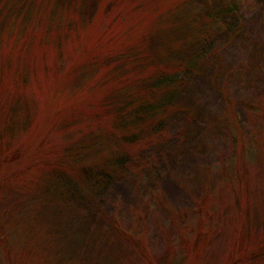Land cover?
<instances>
[{"label": "trees", "instance_id": "obj_1", "mask_svg": "<svg viewBox=\"0 0 264 264\" xmlns=\"http://www.w3.org/2000/svg\"><path fill=\"white\" fill-rule=\"evenodd\" d=\"M117 1L113 6L111 0H101L95 26L106 20L102 35L90 48L82 49L80 59L71 60L70 76L88 63L96 67L94 81L85 87L82 97L55 110L48 143L46 139L37 150L42 154L48 147V159L14 175H0V264H57L53 243L65 240L78 223H84L90 233L95 230L97 239L118 255L121 264H201V257L221 235L218 216L222 212L206 198L189 209L170 212L161 208L156 218L149 215L150 206L155 209L161 202L163 154H144L166 141L167 114L176 108L188 78L216 51L215 32L235 23L240 0H198L204 3L196 8L195 17L188 12L181 15L195 0ZM145 5L146 13L142 10ZM81 24L85 29L88 26ZM200 24L206 28L196 30ZM125 25L129 26L126 30L122 29ZM185 26L188 31L194 28L187 36L185 33L171 46H154L159 30ZM84 28L70 25L53 34L48 49L57 51L56 70L64 60L63 46L77 43L87 33ZM137 30L141 32L137 34ZM20 52L12 47L0 58L3 71L22 77L21 82L14 78L12 87L0 90V169L11 172L18 168L17 158L10 157L12 151L35 124V103L22 93L30 73L26 68L19 72L24 67ZM260 100L247 101L246 117L237 119L231 135L234 155L226 168L227 185L248 197L252 193L245 179L246 166L253 165L261 154L255 133L259 123H264ZM54 134L63 137L62 141L55 142ZM129 177L135 178V189L148 202L138 215L114 218L106 212L105 202L113 186ZM47 208L48 226L44 227L40 217ZM235 251L226 264L240 261ZM240 252L250 264L259 263L264 239L257 249L247 247Z\"/></svg>", "mask_w": 264, "mask_h": 264}, {"label": "rangeland", "instance_id": "obj_2", "mask_svg": "<svg viewBox=\"0 0 264 264\" xmlns=\"http://www.w3.org/2000/svg\"><path fill=\"white\" fill-rule=\"evenodd\" d=\"M117 2L111 0L113 6ZM202 3L195 0L181 15L188 12V16L195 17L196 8ZM100 7L101 0H0V58H4L12 47L22 50L24 67L19 72L26 68L27 74L30 73L22 93L35 103V124L10 156L17 158L15 167L18 168L13 172L2 168L1 176L42 165L48 159V147L42 154L38 147L46 139L48 143V128L55 110L72 98L82 97L85 87L93 83L95 66L81 64L71 76L68 67L71 60L80 59L82 49L90 48L102 35L106 20L95 26ZM146 7H142L144 13ZM82 22L88 24L86 29L79 27ZM196 24H199L197 20ZM70 25L84 28L83 32L87 33L82 34L77 43L63 46L64 60L61 68L56 70L57 51L48 46L55 32ZM127 28L129 26L125 25L122 29ZM205 28V24H200L196 30ZM190 30L186 26L159 30L154 35V46L157 49L171 46L170 43L185 33L187 36ZM140 32L137 30V34ZM215 33L216 51L188 78L177 96L176 108L166 116V141L145 150L147 156L163 154V177L158 193L161 202L155 209L150 206L149 215L152 213L156 218L162 212L161 208L170 212L189 209L206 198L220 208L222 216L218 219H222V224H219L221 235L213 240L206 257H201V264H226L235 250L240 258L237 264H250L251 260L241 257L240 250L243 253L247 247L257 249L264 239V123H259L255 129L261 154L253 165L246 166L245 179L251 186V197L246 193L241 195L237 190L234 192L233 187L227 185L226 168L234 155L231 135L237 119L246 117L247 101L260 97L264 111V0H240L235 23ZM27 37L29 40L26 41ZM16 75L3 71L0 61V90L12 87L14 78L15 82H21L18 81L22 79L21 75ZM93 100L99 101L100 97H93ZM85 107L90 110L89 104ZM62 138L57 134L52 137L55 142ZM134 183L135 178L129 177L113 186L105 202L108 214L114 218L120 214L128 218L138 215V210L143 209L148 199L135 189ZM238 194L241 196L239 209L236 207ZM40 218L44 227L48 226V208ZM157 219L161 220V216ZM75 225L78 226L65 240L53 243L51 249L55 251L57 264H121L118 255L97 239L95 230L90 233L84 223ZM235 227L239 228V234L233 230ZM46 243L48 247V238ZM260 256L257 264L264 260L262 253Z\"/></svg>", "mask_w": 264, "mask_h": 264}]
</instances>
